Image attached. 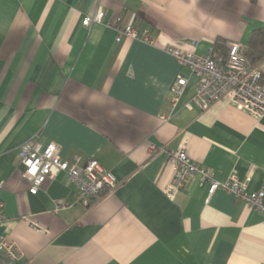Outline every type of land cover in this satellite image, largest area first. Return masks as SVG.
<instances>
[{"label": "crops", "instance_id": "crops-1", "mask_svg": "<svg viewBox=\"0 0 264 264\" xmlns=\"http://www.w3.org/2000/svg\"><path fill=\"white\" fill-rule=\"evenodd\" d=\"M97 6L101 22L83 25ZM118 17L148 27L153 43L116 41L106 23ZM262 27L264 0H0V238L16 264H264V213L227 191L208 197L196 175L173 199L162 188L165 151L185 145L218 181L234 174L264 191V114L192 104L198 77L165 51L247 46ZM178 72L187 82L172 106ZM30 139L54 142L70 164L97 160L116 190L53 212L76 186L59 172L29 192L18 148Z\"/></svg>", "mask_w": 264, "mask_h": 264}, {"label": "built area", "instance_id": "built-area-1", "mask_svg": "<svg viewBox=\"0 0 264 264\" xmlns=\"http://www.w3.org/2000/svg\"><path fill=\"white\" fill-rule=\"evenodd\" d=\"M103 9L97 6L94 13L82 19V24L88 26L92 22H101ZM106 25L114 29L115 40L123 37L138 39L152 44L153 39L148 27L139 29L132 24L122 23L121 18L116 22H107ZM197 41H191L183 46H167L165 51L170 54L180 67H186L198 77L192 104L200 108L225 100L245 111L253 117L264 114V52L261 59L254 65L247 62L246 46L240 42H230L225 51L210 47L206 53L195 52ZM187 78L178 72L170 88V104L175 105L186 85ZM152 152L157 149L151 147ZM158 151V150H157ZM166 164L171 170V180L162 188L164 193L173 199L183 188L190 177L196 175L201 183L207 185V195L212 196L217 190L234 194L251 208L264 213V191H249V180H239L236 175H230L224 181L214 178L213 171L196 164L188 157L185 145L178 149L167 150ZM18 157L23 166L21 175L29 183V192L34 194L48 180L54 178L59 172H65L76 191L70 200H55L52 211L80 206L88 209L96 200L113 193L118 182L113 173L105 169L97 160L90 159L86 164L79 166L70 164L63 159L58 145L49 142L44 148L35 139L22 143L18 148ZM0 183V188H1ZM3 202L0 201V216ZM32 226L41 232H47L37 222ZM19 257L17 247L11 242L0 238V264H16Z\"/></svg>", "mask_w": 264, "mask_h": 264}, {"label": "trees", "instance_id": "trees-1", "mask_svg": "<svg viewBox=\"0 0 264 264\" xmlns=\"http://www.w3.org/2000/svg\"><path fill=\"white\" fill-rule=\"evenodd\" d=\"M226 42L217 38L213 44V48L218 51L224 50ZM264 52V27L256 29L252 32L251 37L246 46L245 56L248 64L254 65L258 62Z\"/></svg>", "mask_w": 264, "mask_h": 264}]
</instances>
